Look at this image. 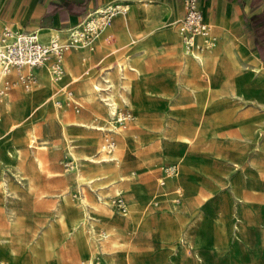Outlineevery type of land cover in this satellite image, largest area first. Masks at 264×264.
<instances>
[{"label":"rangeland","instance_id":"1","mask_svg":"<svg viewBox=\"0 0 264 264\" xmlns=\"http://www.w3.org/2000/svg\"><path fill=\"white\" fill-rule=\"evenodd\" d=\"M217 47L216 43L210 49ZM221 49L229 64L237 66L229 43L222 44ZM72 55L70 51L62 59V79L58 81L64 80L65 84L57 86L50 95L42 94L30 104L27 101L28 94L41 83V72L49 76L43 66L32 86L26 88L16 77L0 97V257L6 264H84L90 252L83 239L73 233L78 230L95 243L93 264H109L110 259L115 264H141L131 250H137L140 260L147 263L164 260L165 264H264V123L258 121L254 125V118H258L262 110L264 121V90H260L264 69L260 76L249 69L235 77L240 92L262 110L234 97V119L254 117L236 123L234 137L228 131L233 124L231 118L214 111L222 82L218 62L210 71L207 85L199 88L201 97L211 100L209 105L203 107L190 91L195 107L184 118L173 115L171 105H164L158 111L152 107V113L146 118L145 114L137 115L131 109V118L117 122L116 115H107V108L103 101L99 102L96 90L95 98L89 101L68 86L90 76V69L80 66L72 69L73 75L68 74L64 60ZM120 63L107 64V67L113 66L108 77L114 69L120 71ZM134 68L140 72L133 70L134 75L127 74V79L138 106L146 107L149 96H152V106L155 100L169 97L168 87L154 80L162 74L152 71L151 84L144 81L150 74L148 71ZM248 68V64H243L240 70ZM204 76L205 73L197 71L188 77V82L196 88L204 86ZM93 78L92 83L97 80L99 86H106L102 72L99 78ZM127 82L119 85L113 82L109 89L120 102L117 113L124 105L130 108L127 105L133 104L129 99L128 102L120 100L121 94L126 95L123 86ZM206 88H210L209 91ZM14 92L18 93L17 98L23 93L22 98L15 100ZM106 92L101 91L103 96ZM8 99L16 109L13 108L11 117L5 107ZM187 102L192 105L191 101ZM46 110L54 120L45 117L40 121L34 115L40 116ZM53 112H57L62 121ZM133 115H137L136 120H132ZM74 121L105 127L112 124L119 126L124 135L75 126ZM61 122L67 125L65 132ZM139 129L141 131L137 132ZM72 130H77L76 134H70ZM213 130H224L227 134L223 131L209 134ZM207 135V140H202ZM242 135L247 136L240 138ZM110 136L116 142L112 153L116 149L122 151L118 153L116 172L107 171L91 184L78 181L74 151L100 159L104 154L101 146ZM231 138L237 140L236 143H232ZM10 141L14 142V149H10ZM33 142V147L29 148ZM10 150L14 153L12 156ZM209 152L215 153L218 162L228 164L223 168L212 158L192 156ZM127 163L121 170V164ZM91 165L79 163L80 168ZM171 167H174L173 172L167 170ZM181 174L188 176L183 178ZM200 175L209 177L220 188L204 179L199 182V196V187L193 178ZM5 181L7 187L2 184ZM175 182L178 185L172 187ZM117 183L125 186L126 192ZM118 191H123L122 196L113 197ZM211 194L213 196L209 197ZM118 199L124 202V211L118 207ZM102 203H105L103 209H96ZM9 218L14 219L13 231ZM152 220L164 229L161 230L162 241L180 242L172 245H162L156 239L152 242ZM112 241L116 244L112 245ZM6 244L14 248L13 256L3 253ZM116 251H119L115 253L116 259L107 256Z\"/></svg>","mask_w":264,"mask_h":264},{"label":"crops","instance_id":"2","mask_svg":"<svg viewBox=\"0 0 264 264\" xmlns=\"http://www.w3.org/2000/svg\"><path fill=\"white\" fill-rule=\"evenodd\" d=\"M114 4L124 6L125 10L117 11L110 18L107 25L87 45L82 48H77L76 45H73L65 52L64 56L70 51H73V55L70 57L71 62L75 61L82 69L86 67L90 69L89 77H82L78 81L70 83L68 86L74 87V91L77 95L80 94V96H86V89L94 84L91 79L94 76V80L99 78L102 70L107 67L109 62L113 63L112 65H115L116 61H120L124 65L123 69L120 71L114 69L109 77L116 85L121 84L123 81H128L126 83L127 89L125 94L133 104L130 106L127 105L130 108H126L124 105L120 108L121 111L119 112L131 114L130 110L132 109L136 111L137 115L140 113L145 114L144 117L146 118L147 115L152 113V107L158 111L164 105H171V113L175 116L184 118V115L195 107L193 95L189 90V88L193 86L189 84L188 77L197 71H204L203 73H205V76L203 77V80L205 85L198 88L205 87L207 85V72L212 68V65H206L205 68H203L194 59H188L183 53V44L176 25L177 21L184 13V0H0V30L6 27L13 31L36 33L38 37L39 32H41L43 38L39 37V39L43 43H47L51 35L57 34L60 40L64 42L67 38L68 30L77 25L88 13L99 7ZM198 7L203 14L204 20L210 24L211 34L218 45L216 50H214V53L217 52L215 55L222 73V82L219 85V103L214 111L222 115H228L231 118L233 124L228 127V131L235 137V132H237L236 123L240 121L246 122L254 117L235 120L233 98H238L240 101L258 107L255 101L248 99L242 94V92H240L236 85L235 77L238 73H243V71L249 70L254 65H264V60L258 54L254 40V33L248 22V17L260 12L262 8H264V0H198ZM141 13H144V15ZM197 42H200L199 38L197 39ZM226 43H229L235 59L238 62V65L235 67L229 64L228 58L224 55L223 49H221V45ZM243 64H248L249 68L246 70H240V67ZM125 65H127V68H125ZM130 66L138 67L143 71H148L150 74L144 81L151 84L152 71L162 74L160 77L155 76L154 80L168 87L169 97L164 100H155L152 106V96H149L146 107L138 106L134 90L130 88V85L128 84L129 78L127 79V74L134 75V71ZM42 67L43 65L36 66L31 70L36 77V81L39 79L38 71ZM189 70L190 73H188ZM26 71V69H23V72ZM123 73H125V75L121 76L120 74ZM16 77V73L15 77L11 75L12 82ZM12 94L14 95L15 100H19L23 96L22 93L19 94L20 97L17 98V92ZM187 101H191L192 105ZM262 114L258 118H254L256 119L254 123L255 126L258 121L264 123L261 119ZM34 115L39 118L40 121L45 117L54 120L47 110L40 116L36 113H34ZM137 115H133L132 120H136ZM111 126L115 127L112 124ZM76 131L77 130H72L70 134H76ZM140 131L141 129L137 132ZM222 131L225 132L224 130H213L210 131L209 134H218ZM176 132L177 130L175 133ZM225 133L227 134V132ZM208 136L209 135L202 140H207ZM245 136L247 135L239 137L242 138ZM107 139L114 141L111 136ZM175 140L177 141L176 137ZM231 140H233L231 141L232 143H236L237 141H234V138H231ZM13 143V141H10V149H14ZM33 144L34 142L30 143L28 147L32 148ZM239 144L241 145L240 142ZM103 145L101 146V152H104L105 155L112 154L114 148L111 152H106L103 150ZM0 149H2L1 145ZM237 149H239V147L235 150ZM192 156H203L207 159L212 158L211 160L214 163L222 165L223 168L225 164H228L226 162H218V159L213 152L201 156ZM8 158H10V156H8ZM129 163L121 164V170ZM181 176L184 178L188 175L181 174ZM204 179L211 180L205 175H200L199 178H193L199 187V196H201L199 182ZM117 184L120 185L119 183ZM175 185H178V183L175 182L172 187ZM214 185L217 188L219 187L215 183ZM120 186L124 187L125 190V186ZM122 192L123 191H118L113 197L122 196ZM210 196L212 197L213 195L211 194L209 197ZM210 219L214 221L220 220L214 218ZM131 222L134 224L135 221L131 220ZM183 228L184 226L182 224V229ZM161 230L164 229L152 220V242L154 239L158 240L162 245H172L180 242L162 241L160 238ZM211 243L214 246L216 245L212 240ZM119 251L113 252L107 256H112L116 259L115 253ZM131 251L136 253L134 258L141 264L166 263L164 260L155 263L144 262L140 260L137 250ZM121 263L123 264V262ZM169 264L173 263L170 262Z\"/></svg>","mask_w":264,"mask_h":264},{"label":"built area","instance_id":"3","mask_svg":"<svg viewBox=\"0 0 264 264\" xmlns=\"http://www.w3.org/2000/svg\"><path fill=\"white\" fill-rule=\"evenodd\" d=\"M125 7L119 4L105 5L88 13L77 25L68 30L67 38L62 42L57 34L51 35L47 43L40 41L36 33L13 31L4 27L0 30V97L12 85L11 71L26 88L36 82L31 72L32 68L47 64L52 77L58 78L63 73L62 59L66 51L73 45H87L109 22L117 12ZM177 31L181 37L183 47L189 52L210 48L212 39L204 38L197 42L200 35L210 31V24L204 20L198 7V0H184L183 16L177 21ZM26 69V72H23ZM117 122H124L131 118V114L116 111ZM114 141L107 139L103 150L111 152ZM118 207L125 210L122 199H118Z\"/></svg>","mask_w":264,"mask_h":264},{"label":"bare ground","instance_id":"4","mask_svg":"<svg viewBox=\"0 0 264 264\" xmlns=\"http://www.w3.org/2000/svg\"><path fill=\"white\" fill-rule=\"evenodd\" d=\"M141 14L144 15V13H141ZM39 37L40 38H43V35H42L41 32H39ZM206 37H210L212 39V41H211V45L212 46L210 47V48H212L216 44V41L213 39V36L211 34V29L207 33H205L203 35H200L199 41L201 42ZM78 46H80V44L76 45V47H78ZM210 48H208V49H210ZM224 50H225V47H224ZM183 53H184V55L187 56L188 59H194L203 68H205L206 65L207 66L208 65H210V66L212 65V68H211V70H212L215 67V65L217 64V60H216L217 57L215 55L217 52L214 53V50H211V49H210V51L207 50V49H203L201 51H198V53H195L194 51L191 53L188 50H186V48H183ZM64 61H65L64 63H65V67H66V69L68 71V74L70 76L73 75V70L72 69L78 67L77 63L75 61L71 62V60L69 58L66 59V60H64ZM115 65H116V63H115ZM115 65H113V66H115ZM43 66L47 69V71L49 73V76L52 79L49 76H47L44 72H41V75L42 76H41V83L39 84V87H37L36 89H34L32 91V93L28 94V96H27V101H28L29 104L31 103V101L34 98H38L42 94H46V96L50 95L54 91V89L57 88V86L58 87L59 86H62L66 82L64 80L58 81L61 78V76H59L58 78L52 77L51 74H50V72H49V70H48L47 64H44ZM113 66L106 67V68H104L102 70V80L106 83V86L105 87L99 86V83L97 82V80H95L94 84L86 89V94H85L86 97H87V99L90 101V100H92V99L95 98V92L94 91L96 90L97 93L100 96L99 102L100 101H103V103L105 104V106L107 108V115L108 116L116 113V111L118 109V105L120 103L119 100L117 98H115V95L109 92L110 91L109 89H110L111 85H114V84H113V81L107 75L109 73V70L113 69ZM119 66H120V70H122L123 67H124L123 63H120ZM62 67H63V64H62ZM130 67H131L132 70H135L138 73L140 72V70H138V69H136V68H134L132 66H130ZM250 69H251V71L253 73H255L256 75H259L260 76L262 74V72H263L264 67L255 66L254 65ZM210 71L207 72L206 78L210 77ZM104 72H105V75H103ZM202 72H204V71H202ZM15 73H16L15 70H12L11 71V75L15 76ZM188 73H190V70L188 71ZM121 76H124V75L122 74ZM123 88L126 91V89H127L126 84L123 86ZM130 88H132L131 85H130ZM189 89L194 94L195 100L198 103H200L203 107L209 105V103H210L211 100L210 99H203L201 97V95H200L199 88L190 87ZM209 89L210 88H206V91H209ZM260 90H264V82L261 84V89ZM101 91H108V92H106L107 94L105 96H103V94L101 93ZM46 96H45V98H46ZM120 100L122 102L123 101H125V102H128L129 101L128 98H127V96L126 95H122V94L120 95ZM5 107H6L7 114H9V116L11 117V113L13 112L12 110H13V108L15 109V106L12 104V101L9 100V99L6 100ZM203 112H205V111H203ZM53 115L55 117H57L60 121H62L61 118H60V116H59V114L57 112H53ZM185 120H187V119H185ZM61 123H62V126H63V130L65 132L66 131V128H67V125L64 124V122H61ZM186 124H188V123H186ZM73 125H75V126H83V127H86V128H91V129H96V130H104V131L107 130V131H111L113 133H117V134L124 135V133H122V131L119 129L120 128L119 126H115V127H112V126L111 127L110 126L109 127H105V126H102V125H99V124H95V123H85V122H82V121H74L73 122ZM184 129L185 128H183V130ZM190 131H191V129H190ZM182 138H185L186 139V137H184V136H182ZM114 143H116V142H114ZM115 148H116V146L114 145V149ZM120 151L118 149H116V152L114 151V153H112L110 155L103 154V155L100 156V159H96V158H93V157L87 156L85 154H82V153H79V152H75L74 151V159H75L76 163L78 164L77 165V168H76V173H75L76 179L78 181H84V182H87V183L91 184L96 179H100L101 175H105V173L107 171L109 173L110 172L111 173L112 172L115 173L116 172V169L118 167V164H119V154L118 153H120ZM10 154H11V156L14 154L12 150H10ZM183 160H184V158H183ZM39 163L41 164V162H39ZM79 163H83L84 165H89V164H92V165L89 166V167L83 166V168H80L79 167ZM106 168H108V169L106 170ZM167 170L173 172L174 171V167L173 168L172 167L171 168H168ZM119 176H122V175H119ZM2 184L5 187L8 186V184H7L6 181L5 182H2ZM0 187H1V184H0ZM104 206H105V203H102L101 205L98 204L96 209H98V208L99 209H103ZM9 223L11 225V231L15 230V223H14V219L13 218H9ZM81 225H82V223H81ZM73 233L79 239L80 238L83 239L86 249H88L89 252H90L89 260L86 263H84V264H93V262H92V256H93V254L96 251L95 243L93 241H90L89 238H87L83 234L82 230H78V231H75ZM112 244L115 245L116 242L112 241ZM3 251H4L3 253L6 254L7 256H13L14 255V248L13 247H10L9 244H6V246L4 247V250ZM0 264H6V262L1 257H0ZM109 264H115V263L113 262L112 259H110L109 260Z\"/></svg>","mask_w":264,"mask_h":264},{"label":"trees","instance_id":"5","mask_svg":"<svg viewBox=\"0 0 264 264\" xmlns=\"http://www.w3.org/2000/svg\"><path fill=\"white\" fill-rule=\"evenodd\" d=\"M249 26L254 33L258 54L264 60V8L248 17Z\"/></svg>","mask_w":264,"mask_h":264}]
</instances>
